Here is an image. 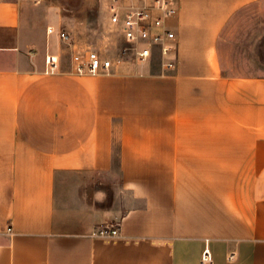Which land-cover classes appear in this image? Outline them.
<instances>
[{
	"label": "crops",
	"instance_id": "0c3cea01",
	"mask_svg": "<svg viewBox=\"0 0 264 264\" xmlns=\"http://www.w3.org/2000/svg\"><path fill=\"white\" fill-rule=\"evenodd\" d=\"M174 2V68L155 47L92 74L72 59L84 7L0 0V264H201L206 243L213 264H264V75L220 51L263 1Z\"/></svg>",
	"mask_w": 264,
	"mask_h": 264
},
{
	"label": "built area",
	"instance_id": "2783aa9c",
	"mask_svg": "<svg viewBox=\"0 0 264 264\" xmlns=\"http://www.w3.org/2000/svg\"><path fill=\"white\" fill-rule=\"evenodd\" d=\"M49 0H35L44 3ZM110 22L121 32L125 46L120 51V57L103 58L98 50L89 48L83 53L73 55V66L77 73L89 72L98 74L109 71L114 63H120L121 56L132 53L139 63L147 62L152 56L153 49L158 47L163 57V65L172 69L175 67L177 55L176 34L167 26L166 21L178 14L174 0H110L107 4ZM53 28H49L52 31ZM61 38L70 40L69 34L61 32ZM48 71L54 72L59 65L57 56L46 57ZM9 230H11L9 228ZM117 225H100L92 235L117 236ZM213 254L206 243L202 254L201 264H213Z\"/></svg>",
	"mask_w": 264,
	"mask_h": 264
},
{
	"label": "rangeland",
	"instance_id": "374dc122",
	"mask_svg": "<svg viewBox=\"0 0 264 264\" xmlns=\"http://www.w3.org/2000/svg\"><path fill=\"white\" fill-rule=\"evenodd\" d=\"M110 0H62L65 9H80L86 17L76 26L75 40L113 58L124 48L117 26L109 22L106 6ZM241 9L225 27L220 40L222 64L230 75H264V0ZM84 5V6H83Z\"/></svg>",
	"mask_w": 264,
	"mask_h": 264
}]
</instances>
